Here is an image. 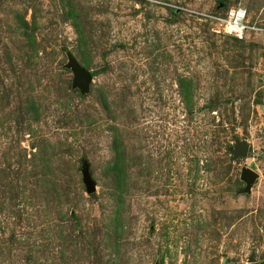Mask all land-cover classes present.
<instances>
[{"label":"rangeland","instance_id":"374dc122","mask_svg":"<svg viewBox=\"0 0 264 264\" xmlns=\"http://www.w3.org/2000/svg\"><path fill=\"white\" fill-rule=\"evenodd\" d=\"M0 264H264V0H0Z\"/></svg>","mask_w":264,"mask_h":264},{"label":"water","instance_id":"95a60500","mask_svg":"<svg viewBox=\"0 0 264 264\" xmlns=\"http://www.w3.org/2000/svg\"><path fill=\"white\" fill-rule=\"evenodd\" d=\"M68 67L71 68L74 75V86L78 87L82 93L86 92L89 88V83L92 80V75L89 70L82 67L75 58L70 57L68 62ZM249 145L245 139L236 141L233 145L232 154L233 156H246L248 154ZM256 177V172L252 168H245L241 173V178L245 181L244 191L249 192L251 189V184ZM82 178L83 183L86 188L87 193H92L95 191V184L92 180L88 165L85 163L82 168Z\"/></svg>","mask_w":264,"mask_h":264},{"label":"built area","instance_id":"2783aa9c","mask_svg":"<svg viewBox=\"0 0 264 264\" xmlns=\"http://www.w3.org/2000/svg\"><path fill=\"white\" fill-rule=\"evenodd\" d=\"M217 32L232 37L234 39H244L251 31H255L254 25L247 20V10L242 5L231 6L223 16L217 18Z\"/></svg>","mask_w":264,"mask_h":264},{"label":"trees","instance_id":"16d2710c","mask_svg":"<svg viewBox=\"0 0 264 264\" xmlns=\"http://www.w3.org/2000/svg\"><path fill=\"white\" fill-rule=\"evenodd\" d=\"M236 40H238V39H236Z\"/></svg>","mask_w":264,"mask_h":264}]
</instances>
